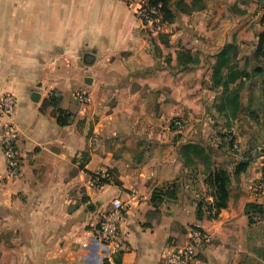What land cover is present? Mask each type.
I'll return each mask as SVG.
<instances>
[{"label":"crops","instance_id":"0c3cea01","mask_svg":"<svg viewBox=\"0 0 264 264\" xmlns=\"http://www.w3.org/2000/svg\"><path fill=\"white\" fill-rule=\"evenodd\" d=\"M140 1L0 0V96L16 100L20 158L7 177L0 144V264H115L130 250L131 264H167L191 226L211 236L196 264H264V194L252 191L260 161L218 149L225 132L264 141V0L172 5L173 20L159 13L153 26L137 17ZM223 49L229 62L215 75ZM218 168L228 197L209 217ZM101 170L112 178L95 187ZM119 197L128 209L110 252L87 231Z\"/></svg>","mask_w":264,"mask_h":264},{"label":"built area","instance_id":"2783aa9c","mask_svg":"<svg viewBox=\"0 0 264 264\" xmlns=\"http://www.w3.org/2000/svg\"><path fill=\"white\" fill-rule=\"evenodd\" d=\"M137 17L143 24L151 26L159 24V10L151 6L147 1H140L136 9ZM77 97L86 100L83 92H78ZM16 100L12 94H2L0 96V116L6 121L0 132V144L5 158L6 174L9 178H17L20 172V158L17 150L18 130L14 122V108ZM180 125L179 120L172 122ZM110 181V173L101 170L94 174L91 185L98 187ZM252 191L261 195L264 194V179L252 184ZM110 209L100 215L99 220L90 226L87 235L90 239L108 248L110 252L118 250L117 238L119 236V226L127 209L128 201L122 198H114L110 202ZM211 236L197 227L187 228L186 239L183 244L172 249L166 256L167 264H196L197 251L208 244ZM86 246V242H81ZM106 249V250H108Z\"/></svg>","mask_w":264,"mask_h":264},{"label":"trees","instance_id":"16d2710c","mask_svg":"<svg viewBox=\"0 0 264 264\" xmlns=\"http://www.w3.org/2000/svg\"><path fill=\"white\" fill-rule=\"evenodd\" d=\"M147 2L151 5L156 7L159 10V13L162 14V20L164 22H171L174 18V10H172V5H174L175 10L181 11V12H190L193 9H199L204 6L203 0H192L191 3H187L185 0H147ZM264 39V32L260 33L259 35V47L262 46V41ZM230 46H227V49ZM225 49V48H224ZM222 50L218 55L217 60V68H215V75L221 74V67L226 66L229 62L228 56L226 55V50ZM50 102L54 105L56 111H57V121L60 125L67 124V114L65 115L63 110L59 107V99L56 97H51ZM197 148V145H195ZM201 151H203V148H199ZM245 163H240L238 166H236L237 171L239 169L245 168ZM94 175L92 174V177ZM229 172L225 169L218 168L214 172L210 174V181L214 188V205H205L206 211H208L209 217H216L219 210L221 208H224L226 206V201L228 197V184H229ZM202 202H199L197 204L196 209V216L197 218H201L203 216L202 211ZM249 207H254L250 205ZM249 220H252V218H249ZM134 257L133 251H118L117 254H115L113 260L115 264H131ZM103 264H108L107 261H105Z\"/></svg>","mask_w":264,"mask_h":264},{"label":"rangeland","instance_id":"374dc122","mask_svg":"<svg viewBox=\"0 0 264 264\" xmlns=\"http://www.w3.org/2000/svg\"><path fill=\"white\" fill-rule=\"evenodd\" d=\"M264 17V14H263ZM264 32V31H263ZM262 47H264V39L262 41ZM260 91V90H259ZM261 93L264 94V85L262 87ZM261 104L264 106V99H262ZM176 126V125H175ZM264 136V132L262 134ZM224 139H220L221 144H219L218 149L220 152H224L227 156H236L239 154H246L247 160L245 161L247 166L250 165L253 162L260 161V164L256 165L259 167V169L262 172L263 179H264V141L261 143H258L256 139L253 140V142H250L248 139H246L244 142L240 141L235 133L232 131L229 133H224L222 135ZM210 140H212L210 138ZM216 140L214 141V143ZM218 142V141H217ZM236 145V146H235ZM105 146L107 148V151L113 152V145L111 143L110 139H107L105 142ZM224 147V148H223ZM124 148H127V146H124ZM123 149V148H122ZM115 151H121V149H116ZM192 153L199 158H209V152H206L205 150L201 151V149L196 148L192 150ZM211 155V154H210ZM226 170V169H225ZM112 177L110 176V179Z\"/></svg>","mask_w":264,"mask_h":264},{"label":"water","instance_id":"95a60500","mask_svg":"<svg viewBox=\"0 0 264 264\" xmlns=\"http://www.w3.org/2000/svg\"><path fill=\"white\" fill-rule=\"evenodd\" d=\"M34 99H37V96Z\"/></svg>","mask_w":264,"mask_h":264}]
</instances>
